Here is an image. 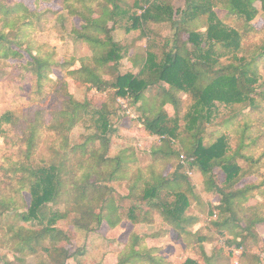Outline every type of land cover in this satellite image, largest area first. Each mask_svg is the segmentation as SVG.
Returning <instances> with one entry per match:
<instances>
[{
  "label": "trees",
  "instance_id": "trees-1",
  "mask_svg": "<svg viewBox=\"0 0 264 264\" xmlns=\"http://www.w3.org/2000/svg\"><path fill=\"white\" fill-rule=\"evenodd\" d=\"M35 1L32 9L0 0V81L31 85L28 106L0 114V264H68L80 251L63 244L72 236L61 221L87 232L105 222L137 225L142 205L146 223L162 221L155 236L173 231L182 240V264H231L215 245L221 238L243 249L242 264H259L252 247L264 225V0L260 8L258 0H184L178 9L173 0H60L58 19H79L72 35L91 50L65 57L62 75L56 49L34 37L46 11L39 3L52 0ZM124 21L126 32L140 31L129 43L115 34ZM140 39L144 47H135ZM69 79L107 96L79 99ZM120 99L140 103L145 131L159 138L153 163L137 165L126 149L109 156ZM214 119L233 132H209ZM185 168L198 170L218 199L197 194ZM248 177L255 180L240 185ZM116 184L127 187L120 193ZM146 237L127 242L118 264H173Z\"/></svg>",
  "mask_w": 264,
  "mask_h": 264
},
{
  "label": "rangeland",
  "instance_id": "rangeland-1",
  "mask_svg": "<svg viewBox=\"0 0 264 264\" xmlns=\"http://www.w3.org/2000/svg\"><path fill=\"white\" fill-rule=\"evenodd\" d=\"M18 1L24 2L32 9L36 6L35 0ZM128 1L131 3L133 0ZM60 3V0H52L50 2L42 1L39 3V8L46 11L42 16V19L39 21V24H35L37 26V30L34 33V37L37 40L40 42H47L56 49V61L59 63L54 67V72L58 75L63 74L60 63L64 61L65 57H81L91 54V50L87 44L81 41H76L75 37L72 35L76 34L79 30L78 27L80 26V20L77 18H71L70 16L65 19H58L60 11L62 10ZM173 4L177 9L183 8L184 0H173ZM256 6L258 8L261 7L260 0L256 2ZM218 12L221 16H224L225 14L222 10H218ZM259 22V20L256 21L258 25H260ZM126 23V21L120 23V27L116 28L115 34L118 40L129 43L136 40L140 31L135 30L133 32H126L124 28ZM158 31L162 36L170 33L169 28L165 25L158 27ZM144 44L145 39H140L137 41L135 47H144ZM131 52H133V50ZM131 68V63L128 58L125 57L123 60V70L126 71ZM69 82L70 90L73 91L79 99H83L85 96H88L95 97L97 100H103L107 96L106 94L96 93L95 90L87 91L85 87H78L73 84L72 79H69ZM28 84L29 83L25 85V91H21V89H19L16 84L12 82L7 80L0 81V114L7 110L20 111L23 107L30 104L28 92L31 89V85ZM120 103L122 105L119 112L120 116L114 118V125L117 132L112 137L109 156H114L123 149H126L137 158V165L144 166L153 163L150 153L153 150V147L159 143V138L157 136H150L145 131L144 123L139 119L143 117L142 111L139 110L140 103L135 105L127 99H120ZM166 108L172 115L174 114V108L171 104L166 105ZM222 112L224 113V110ZM215 120L216 119H214V121ZM222 120L223 119L216 120V125H210L208 131L212 132L222 128H231L230 130L233 132L232 126L229 125L230 123H227L224 127L219 125ZM181 124L183 123L181 122ZM82 132V128H76L72 134L73 141L77 140ZM258 152H261L260 149ZM179 162L181 163V159H179ZM177 163L178 160L171 161V164L168 166L169 171L172 172ZM185 172L192 182L195 192L202 196L203 199H218V197L214 196V194H209L204 191L203 177L198 170L194 168H185ZM216 172L218 174L219 182L224 181V172L220 169H217ZM254 180L255 177H248L244 179L240 185L247 182H253ZM123 182L127 183V181ZM115 186L117 188L118 184ZM126 187L127 185H125L124 190L123 188L118 187L117 190L121 193L125 191ZM26 199L27 201L29 200L28 196H26ZM260 199H263L261 194ZM254 203H256V201L253 199L250 200L248 204ZM141 207L143 211V223L133 225L130 221L124 220L122 224L115 229H111V227L105 222L95 231H78L68 225L66 221H61L59 226L68 230L72 236L63 244L70 252H75L77 250L80 251L76 258H72L68 261V264H118L119 254L125 248L127 242L132 241V239L137 236H147L145 240L147 246L160 247L161 249L159 254L165 256L173 264H182L188 256L182 240L179 239L173 231H169L167 234H158L155 236L154 234H157L159 232L158 230L162 226V221L160 217L155 215L152 223H146L144 212L147 208L143 205ZM195 207L198 206L195 205ZM11 216L12 214H8L6 216V220L11 221ZM258 232L260 233V243L252 247V252L259 256V264H264V258L261 256V254L264 253V225L259 226ZM223 242L224 239L221 238L215 242V245L219 247L222 246L225 253L231 255V264H239L243 249L225 246ZM207 248L208 252L211 253L212 247L208 246ZM191 255L195 256L194 254ZM240 264L242 263L240 262Z\"/></svg>",
  "mask_w": 264,
  "mask_h": 264
},
{
  "label": "built area",
  "instance_id": "built-area-1",
  "mask_svg": "<svg viewBox=\"0 0 264 264\" xmlns=\"http://www.w3.org/2000/svg\"><path fill=\"white\" fill-rule=\"evenodd\" d=\"M262 258H264V253L261 254Z\"/></svg>",
  "mask_w": 264,
  "mask_h": 264
}]
</instances>
